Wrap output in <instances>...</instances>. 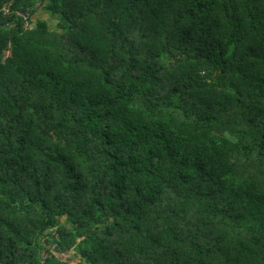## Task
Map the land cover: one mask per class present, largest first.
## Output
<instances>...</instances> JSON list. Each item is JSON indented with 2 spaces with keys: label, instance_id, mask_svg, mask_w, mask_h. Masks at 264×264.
Instances as JSON below:
<instances>
[{
  "label": "trees",
  "instance_id": "obj_1",
  "mask_svg": "<svg viewBox=\"0 0 264 264\" xmlns=\"http://www.w3.org/2000/svg\"><path fill=\"white\" fill-rule=\"evenodd\" d=\"M0 264H264V0H0Z\"/></svg>",
  "mask_w": 264,
  "mask_h": 264
},
{
  "label": "rangeland",
  "instance_id": "obj_2",
  "mask_svg": "<svg viewBox=\"0 0 264 264\" xmlns=\"http://www.w3.org/2000/svg\"><path fill=\"white\" fill-rule=\"evenodd\" d=\"M36 18H41V19H45L49 22V25L51 28H56L57 27V21L52 19L49 15L45 14L44 11L41 9L40 12L37 14ZM68 256L65 257V259Z\"/></svg>",
  "mask_w": 264,
  "mask_h": 264
},
{
  "label": "water",
  "instance_id": "obj_3",
  "mask_svg": "<svg viewBox=\"0 0 264 264\" xmlns=\"http://www.w3.org/2000/svg\"><path fill=\"white\" fill-rule=\"evenodd\" d=\"M66 256H67V255L59 254V257H60L61 259H65Z\"/></svg>",
  "mask_w": 264,
  "mask_h": 264
},
{
  "label": "built area",
  "instance_id": "obj_4",
  "mask_svg": "<svg viewBox=\"0 0 264 264\" xmlns=\"http://www.w3.org/2000/svg\"><path fill=\"white\" fill-rule=\"evenodd\" d=\"M56 245H53V247L55 248Z\"/></svg>",
  "mask_w": 264,
  "mask_h": 264
}]
</instances>
